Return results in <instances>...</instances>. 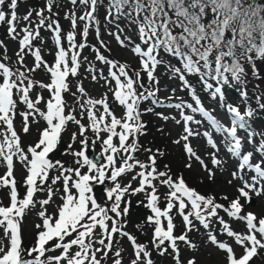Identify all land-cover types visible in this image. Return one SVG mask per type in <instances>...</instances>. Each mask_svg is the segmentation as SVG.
I'll return each mask as SVG.
<instances>
[{"label":"snow or ice","instance_id":"snow-or-ice-1","mask_svg":"<svg viewBox=\"0 0 264 264\" xmlns=\"http://www.w3.org/2000/svg\"><path fill=\"white\" fill-rule=\"evenodd\" d=\"M73 8L65 14L70 22V30L63 33L53 12L58 7V0H45L42 8H29L24 15H18L20 0H0V26L6 28V35L18 42L15 63L10 65L7 45L0 40V166L5 168L0 175V190L8 189L10 204L3 206L0 202V264H125L126 250L120 240L127 238L132 249L127 264H154L152 252L147 244L138 243L137 238L126 231L127 221L124 217L129 211L130 201L125 196L143 193L145 207L151 212L144 223L152 227L150 243L159 255L171 249L175 264H197L195 257L181 261L180 246L183 242L189 251H198L187 233L195 229L194 218L206 232L207 243L217 251L225 253L226 264H252L260 250H264V212L258 216L254 212H244L243 200L251 204L253 194L264 196V132L252 127V119L257 111L264 110V93L255 89L256 108L249 102L247 89V72L245 64L252 69V75L260 79L256 67L257 60H264V0H69ZM81 14L77 17V5ZM105 11L104 22L114 28L108 35L114 37L121 47H131V51L140 58V69L131 70L126 63H120L103 55L100 48L110 51L107 44L100 39V21L98 10ZM78 20L83 22L80 35L82 42L76 41ZM123 22V23H121ZM41 29L51 33L56 46L55 58L50 65L42 56L45 43ZM96 33L100 48L93 46L95 61L109 67L108 75L103 70L97 71L93 61L87 57L81 60L80 53L87 44L89 30ZM125 29L139 38L134 43ZM123 37V38H122ZM39 40L40 45L34 44ZM64 41L67 47L64 46ZM161 52L177 60L179 66L172 64L161 56ZM34 58L33 67L25 64V57ZM82 64L93 82L103 79L108 91L113 93L114 101L125 110L118 118L112 111L105 92L101 98H93L77 82L74 105H68L64 93L70 90L69 76L76 77ZM163 65L169 72L170 79L178 78L183 87L188 88L193 103L181 100L179 103L165 105L157 96L159 80L154 75L157 67ZM39 69L49 76V83L33 79L32 73ZM141 73H146L148 84L142 82ZM198 76L200 83L212 100L218 101L219 109L229 119L223 124L213 113L206 109L197 95L196 89L187 77ZM114 81V86L111 82ZM240 85L241 103L245 111L227 104L225 87ZM47 90L49 98L44 101L40 91ZM183 90V89H182ZM173 94L175 89L172 90ZM78 94V95H77ZM171 99V97H169ZM44 101L45 109L38 105ZM151 101L153 106L175 108L180 119L171 117L177 124L183 122V133L173 141L180 144L185 152L186 169L192 168L195 158L203 170L213 179L215 173L209 169L204 159L193 149L190 137H204L206 147L213 149L209 153L213 168L223 170L226 161L218 154L223 146L230 159L236 161V169L230 172L233 180H238L235 197L229 200L226 194L217 202L215 195L205 196L190 187L183 174L174 179L171 168L165 164L164 170L157 168V156L164 152L151 148L147 161H141L135 154L141 149L139 136L146 134V124L141 116L154 111L148 107L141 111L140 105ZM25 110L21 130L27 134L31 123L45 122L43 128H37V140L34 144L22 145L21 136L14 127L17 105ZM66 109L67 112H66ZM185 109L191 114H186ZM198 114L202 119H196ZM164 120L168 116L157 113ZM79 116V118H77ZM87 120V123L82 121ZM207 122L209 128L201 131L193 129L192 124L202 126ZM75 126L68 144L72 163L66 166L61 160L53 161L50 154L61 143L62 134L68 130L69 123ZM213 132L221 137L218 145ZM244 133L239 135L238 133ZM245 142L249 150L245 151ZM100 143L101 151L90 158V151ZM73 145H79L73 149ZM254 157L255 162H253ZM118 160L120 161L118 165ZM25 170L23 181L25 188L21 196L18 182L14 175L15 163ZM131 180L124 184L122 176L132 173ZM55 170L51 176L50 172ZM109 180L111 186L105 199L111 203L107 206L98 202L91 193L94 182L104 183ZM139 180V186L132 188L131 181ZM60 183L62 204L54 215L47 211V205L53 203V197L60 192L55 186ZM166 189L160 192V187ZM37 193H46V198H37ZM164 202L162 208L161 202ZM124 204L123 209L121 204ZM40 205L35 223L37 230L32 246H23L22 223L28 211ZM173 209L182 218L184 232L175 235ZM223 211L229 218L241 221L244 232H237L230 227L223 217ZM111 213V215H110ZM212 218L221 225L220 233L232 238L242 249L238 256L232 245L218 240L216 231L210 229ZM111 221V224H109ZM138 229L142 228L137 224ZM99 229V231H97ZM198 231V229H195ZM55 241V243H51ZM48 255V253H57ZM111 253V255H110ZM211 255V254H209Z\"/></svg>","mask_w":264,"mask_h":264},{"label":"rangeland","instance_id":"rangeland-1","mask_svg":"<svg viewBox=\"0 0 264 264\" xmlns=\"http://www.w3.org/2000/svg\"><path fill=\"white\" fill-rule=\"evenodd\" d=\"M45 4V0H41L37 6H35L36 9L42 8ZM59 9H58V19L60 21V24L62 26V36L63 33H66L70 30V22L69 20L65 19V14L69 12L73 8L71 3L63 2L58 3ZM29 8H34L31 1L26 0L25 2L21 1L18 6V15H24L27 13ZM77 8V17L81 14L80 8L81 6L78 4L76 6ZM57 12V11H56ZM98 15V14H97ZM99 19V16H98ZM99 21H101L99 19ZM123 23V22H121ZM83 26V22H80L78 20V26L76 29L77 36L76 41L79 44L82 42L80 39V32L81 28ZM100 29V39H102L110 49V51H106L103 48H100L99 42L96 37V33L94 30H89V35L87 38V44L89 47H85L83 51L80 53L81 60L83 61L85 57L89 61H93L97 71L103 70V73L105 76L108 75L109 67L107 65L101 64L99 61H95V52L92 50L93 46L96 48H100V51L103 55H105L109 59H114L120 63H126L130 69L129 74L133 75V72L131 70H139L140 69V58L136 56L132 51L131 47H121L117 41L114 39V37L108 35L109 31H114V28L110 26V30L107 31L101 27L99 24ZM125 32L131 36V39H133L134 43H139V38L136 36V34L133 32H129L127 29H125ZM41 36L44 37L45 43L42 46V56L45 61H47L50 65L54 61L55 53H56V46L53 43L52 35L51 33L45 31L44 29H41ZM123 38V37H122ZM0 40L4 41V43L7 45V55L10 57V59L7 61L8 64L12 65L15 63L16 56L15 53L18 50V42L11 40L7 35H5V38H1ZM34 44L40 45V41H34ZM64 46L67 47L66 41H64ZM4 53V49L0 48V54ZM163 57V55H162ZM166 60V59H165ZM25 64L31 68L34 65V58L31 55H28L25 57ZM256 67L259 70L260 79H249V74L247 73V79L250 80L247 84L248 94H249V102L253 104L255 102V92L257 91L255 89V86L258 85V91L260 93H264V60H257L256 61ZM86 65L82 64L80 68V73L78 78L69 76L68 80L70 82V90L66 93H64V98L68 105H74L76 97L72 95V93H75L77 91V82L82 81L83 87L88 92V94L93 98H101L102 95L107 92L108 95V102L110 103V107L114 114L120 118L124 115V108L122 106H119L117 102L114 101L113 93L108 91V85H106L105 81L103 79H98V82H93L91 79V75L86 73L85 71ZM156 78L159 80V84L155 85V87L159 88V92L157 93V96L164 100L165 105L169 103H179L181 100L185 101L182 96V87L180 85L181 81L178 78H172L170 79V73L166 71L165 67L163 65H159L154 73ZM33 79L37 81H42L44 83H49V76L43 71V69H39L36 72L32 73ZM142 82L148 84V79L146 73H141ZM114 81L111 82V84L114 86ZM175 89V92L173 94L172 90ZM36 91H40L41 95L44 97V101H46L49 98V92L47 90H39L34 89L33 96L35 95ZM226 103L231 104L234 106H237L240 108L241 112L245 111V105L241 103V98H234L230 93H226ZM78 95V94H77ZM171 97V99H169ZM44 101L41 102L38 107H40L42 110L45 109V103ZM204 107L206 109H213L215 108L216 111L213 113L223 124L228 125L229 119L228 116L222 112L218 105V101L212 100V99H204L202 101ZM154 107V111L147 112L141 116V120L146 124L145 133L144 135L139 136V144L141 145V149L135 154L136 158L140 159L141 161H147V158L152 153L146 152L145 149L151 148L153 152H155L157 149H160L164 152V155L157 156V168L159 170H164V165L167 164L171 168V175L175 179L177 175L183 174V177L186 181V183L192 187L195 188L198 192L202 194V191H205V196L208 195H215L217 202L225 204L227 206L228 201H225L221 199V196L226 194L229 198V200L233 199L236 195L235 193V187L239 184L238 180H233L232 184L229 185L228 181L232 179L230 172L234 171L236 169V161L234 159L229 158V154L225 151L224 147H220L219 156L223 158L226 163L224 164L223 170H218L213 168V165L211 164V157L209 153L213 151L210 147H206V140L204 137H190L189 142L193 149L197 152L198 155L201 156L202 159H204L205 163L207 164L209 169H212L215 173L214 178L210 179L208 172L203 170L200 163L195 160V158L192 159V168L186 169L184 167V163L186 162L185 152L182 147L184 141H181L180 144H175L173 141L177 140L180 135L183 133V122L181 121L180 124H177L175 120H173L171 117H175L176 120H179L180 113L175 108H170L167 106H153L151 105V101H145L140 105L141 111L148 107ZM25 110V106L22 104L17 105V115L14 119V127L17 133L21 136L22 145L27 146L30 144H34L37 140V128H43L45 126V122L41 119L39 124H33L31 123V117L29 118L30 121V131L29 133L25 134L21 130V121L22 117L19 115L20 112ZM68 109H66L67 112ZM157 113H162L164 116H168V120L162 119L160 116L157 115ZM186 114H191L189 112H186ZM196 119H202V117L198 114H194ZM262 120L259 122V125L255 128L259 132H264V114L261 115ZM79 118V116L77 117ZM84 123H87V120L85 119L82 121ZM2 127V126H0ZM191 127L195 130L198 127L201 131L207 130L209 128L208 123L205 121L202 126H198L195 124H192ZM75 130V126L69 123L68 130L62 134L61 143L58 146V148L50 154V159L53 161L55 160H61L65 163L66 166L71 165L73 157L70 155L68 144L71 142V132ZM239 135H244V133H238ZM213 138L215 139L216 143L220 145L221 143V137L213 132ZM79 145H73V149H78ZM249 150V146L245 142V151ZM101 151L100 143H97L95 145L94 151H90V158L91 155L95 156L99 154ZM257 157H254L253 162H255V159ZM118 165L120 161L118 160ZM139 169H135L132 173H128L126 176H122L121 180L124 182V184H127L130 180L132 175L135 174V172H138ZM5 172V168L3 166H0V175H3ZM55 174V170L50 172V179L51 176ZM15 178L18 182V191L20 192L21 196L25 192V188L23 187V181L25 179L26 172L21 167V165L17 162L15 163V170H14ZM132 188H136L139 186V180L131 181ZM113 186L112 183L109 180H105L104 183L94 182L93 192L91 195H93L95 198L98 199V202L101 203L104 206H107L110 204V201H107L105 199L108 189ZM56 188L60 189V192L54 195L53 197V203H50L47 205V211L50 215H54L57 210L58 206L62 204V201L60 200L59 196L62 194V188L61 184L58 183ZM166 191L165 188L162 186L160 187V192L163 193ZM37 198H46V193H37ZM126 201H130L129 205V211L126 217L124 219L127 221V227L126 231H128L130 234L138 237L137 242L143 243L148 245V249L152 252V259L154 261V264H175V261L172 258L171 255V249L169 248V252L164 255H159L157 250H155L151 243V237H152V227L146 223V218L148 215H151V212L148 208L145 207V196L143 193H139L133 196H125ZM0 202H2L3 206H8L10 204V200L8 197V189H2L0 190ZM242 204H244V212H254L258 216L261 215L262 212H264V196L256 197L253 194V201L251 204H246L243 200L241 201ZM162 208L164 207V202L162 200L161 205ZM124 204H121V208L123 209ZM40 211V205L37 204L34 209H31L28 211L23 219L22 223V232H23V240L24 244L23 246L25 248H28L32 246L35 242V234L36 229L34 227L35 223H39L40 220L37 216V212ZM111 215V213H110ZM172 215L174 216V224L176 225L174 234L180 235L184 232V224L182 221V218L176 214V210L173 209ZM219 215L223 217V219L230 224V227L237 231V232H244L245 231V225L243 222L229 218L226 213L223 211H219ZM193 223L195 225V229L191 232H188L187 235L189 239L197 245L198 251H189L188 248L184 245L183 242H178L180 246V254H181V261H187L190 257H195L197 264H226V261L224 260L225 253L222 251H217L210 243H207V236L206 232L208 230L204 229L202 225H200L199 221H196L194 218ZM109 224H111V221H109ZM137 224H141L142 228L138 229L136 227ZM221 225L216 222V218H212V223L210 224V229H213L216 231V235L218 237V240L220 241H226L230 245L233 246V248L236 251V254L239 256L242 252V249L239 248L233 241L232 238H229L226 236V234L222 235L220 233ZM99 231V229H97ZM51 243H55V241H52ZM117 246H123V248L126 250L127 256L125 258V264H127L128 258L131 257L132 249L130 247L129 242L127 241V238H123L120 240V245ZM57 253H48V255H56ZM211 254V255H209ZM111 255V253H110ZM111 264V262H109ZM252 264H264V250H260L257 257L253 258Z\"/></svg>","mask_w":264,"mask_h":264},{"label":"trees","instance_id":"trees-1","mask_svg":"<svg viewBox=\"0 0 264 264\" xmlns=\"http://www.w3.org/2000/svg\"><path fill=\"white\" fill-rule=\"evenodd\" d=\"M21 1L25 2L26 0H20V2ZM28 1H31L32 5L35 8V6H37L41 0H28ZM59 2L60 3H63V2L69 3V0H58V3ZM58 9H59V6L58 7H54L53 8V12H56V11L58 12ZM105 14L106 13H105L103 8H100L98 10V16H99V19L101 20L100 21L101 27L103 29L109 31L110 30V25H107L104 22ZM5 35H6V28L3 27V26H0V37L4 39ZM80 39L82 40L81 36H80ZM132 41H133V39H132ZM162 55H163L164 59L170 61L172 64H174L176 66H179V62L177 60L167 56L163 52H161V56ZM245 68H246V72L249 74V79L250 78H251L250 80L255 79L254 76L252 75L251 67L249 65L245 64ZM78 76L79 75H77L75 78H78ZM187 78H188L190 84L196 89L197 95L200 97L201 101H203L204 99H208V98L211 99L210 96H209V93L204 90L203 85L200 83L198 76H189ZM250 80H248V82ZM142 81H144V80H142ZM144 84L146 85V83H144ZM180 85H181V87L183 89L182 90L183 99L186 102L193 103V101L191 99V96L189 94L188 88L183 87L182 83H180ZM239 88H240V85L236 84V85H233L232 87H225L224 91L226 93H230L232 95V97H234V98H240V93L238 91ZM252 107L256 108L255 102L252 104ZM185 111L190 113V110H188V109H185ZM262 114H264V110L257 109V111H256V113H255V115H254V117L252 119V127H256L257 128V126L259 125V122L262 120V117H261ZM202 194H205V191H202ZM136 238H138V237H136Z\"/></svg>","mask_w":264,"mask_h":264},{"label":"water","instance_id":"water-1","mask_svg":"<svg viewBox=\"0 0 264 264\" xmlns=\"http://www.w3.org/2000/svg\"><path fill=\"white\" fill-rule=\"evenodd\" d=\"M109 104H110V103H109ZM95 156H96V155H95ZM95 156H92V155H91V158H95Z\"/></svg>","mask_w":264,"mask_h":264}]
</instances>
